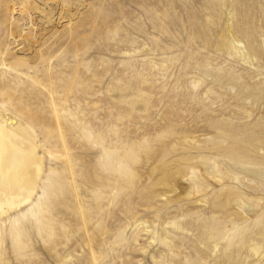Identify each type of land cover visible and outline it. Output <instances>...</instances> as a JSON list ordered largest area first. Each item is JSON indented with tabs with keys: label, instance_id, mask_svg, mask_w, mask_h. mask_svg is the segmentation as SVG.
Instances as JSON below:
<instances>
[{
	"label": "rangeland",
	"instance_id": "rangeland-1",
	"mask_svg": "<svg viewBox=\"0 0 264 264\" xmlns=\"http://www.w3.org/2000/svg\"><path fill=\"white\" fill-rule=\"evenodd\" d=\"M241 1L0 0V107L45 149L0 264H264V0Z\"/></svg>",
	"mask_w": 264,
	"mask_h": 264
},
{
	"label": "bare ground",
	"instance_id": "bare-ground-1",
	"mask_svg": "<svg viewBox=\"0 0 264 264\" xmlns=\"http://www.w3.org/2000/svg\"><path fill=\"white\" fill-rule=\"evenodd\" d=\"M237 44L234 43L235 46ZM44 159L45 149L35 130L12 112L0 107V219L32 201L44 171ZM246 171L264 177V172Z\"/></svg>",
	"mask_w": 264,
	"mask_h": 264
}]
</instances>
